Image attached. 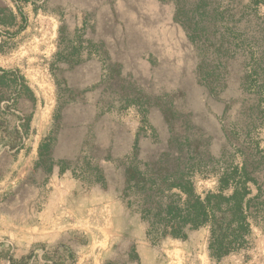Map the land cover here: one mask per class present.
Returning <instances> with one entry per match:
<instances>
[{
	"label": "rangeland",
	"instance_id": "374dc122",
	"mask_svg": "<svg viewBox=\"0 0 264 264\" xmlns=\"http://www.w3.org/2000/svg\"><path fill=\"white\" fill-rule=\"evenodd\" d=\"M204 151L264 186V0H0V264H264V204L215 260L206 228L153 243L123 199L128 167Z\"/></svg>",
	"mask_w": 264,
	"mask_h": 264
},
{
	"label": "trees",
	"instance_id": "16d2710c",
	"mask_svg": "<svg viewBox=\"0 0 264 264\" xmlns=\"http://www.w3.org/2000/svg\"><path fill=\"white\" fill-rule=\"evenodd\" d=\"M183 141L188 143L189 137L173 135L168 143L181 145ZM162 157H175L177 161L191 159L182 151L177 154L165 152L159 155V159ZM201 157L203 165L197 167L170 165L163 170L128 167L124 170L122 197L127 199L129 206H135L145 222L149 241L155 243L164 237L185 239L188 232L206 228L209 256L220 260L245 247L251 225L257 222L259 213L262 214L259 206L264 204V200L261 203L257 200L264 197V186L257 183L260 171L249 169L245 162L241 167L234 166L221 161L222 155L220 159L211 158L207 151ZM194 173L203 177L209 173L215 175L217 190L206 193L204 197L197 195L191 180ZM249 185L256 188L257 193L253 197L250 196ZM166 192L169 193L167 197L164 196ZM65 251L70 253L67 249ZM42 257L52 264L49 262L52 256L43 254ZM26 261L21 259L19 264H26Z\"/></svg>",
	"mask_w": 264,
	"mask_h": 264
}]
</instances>
